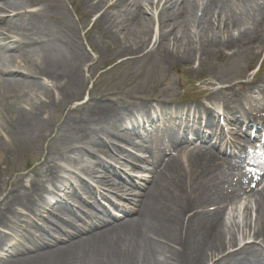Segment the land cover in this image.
<instances>
[{
  "label": "bare ground",
  "instance_id": "bare-ground-1",
  "mask_svg": "<svg viewBox=\"0 0 264 264\" xmlns=\"http://www.w3.org/2000/svg\"><path fill=\"white\" fill-rule=\"evenodd\" d=\"M110 1L81 0L85 14L102 12L91 30L100 27L107 34L118 37V33L127 28L147 26L139 1ZM253 1L238 0V4L242 5L241 10L227 15L222 0H205L201 11L199 6L192 10V5H188L190 0H158V7L164 2L158 18L160 22L176 20L177 26L173 27L180 31L189 30L192 25L197 32H223L225 40L219 35L207 38L206 33L203 34L206 44L203 43V48L199 50L203 56L226 48L236 50L231 57L254 53L255 50L264 53V0L254 2V6L250 4ZM0 2L6 8H11L16 2H20L22 9L40 6L39 12L27 16V27H23L15 17L5 18L8 30L21 32V41L0 45L4 52L12 50L19 54L5 56L0 51V74L6 76L0 81V197L5 195L0 200V250L21 237L33 245L25 247L27 252L35 253L38 240L34 231H44V226L52 224L62 215L76 216L77 209L84 207L77 201L81 194L95 197L98 201L96 191L93 192L94 185L104 193L108 190L131 192L126 191L120 180L125 179L121 170L125 164L121 161L126 162L132 154H119L116 161L119 168L107 161H115L116 142H126L122 132L129 128L128 122L152 107L145 102L136 106L100 103L89 93L90 101L69 110L58 125L55 137H51L54 129L48 135L41 136L40 132L47 121L42 119V114L46 110L51 113L55 108L60 113L79 95L85 54L77 41L70 39V35L68 38L59 37L43 22L49 16L67 13L61 0ZM150 6L153 10V2ZM115 8H119V22V19H108L109 11ZM213 18L217 23H223L218 25L217 30L212 27ZM176 39L175 36V54L168 42L161 40L157 41V48L152 52L167 61L190 65L196 58V50L189 45L183 47V44L180 45L182 40ZM142 40L145 42V39ZM0 41L7 42L8 38L3 37ZM119 43L122 45L121 58L141 54L145 45L143 42L129 43L123 40ZM32 52L38 55V60H23L22 56ZM202 55L197 59L201 65L204 64ZM17 60L22 61V67H16ZM263 68L259 72L260 81L241 85L243 89L246 87L244 93L224 86L210 90L206 96L207 103L212 107H221L237 118L245 113L238 109L240 103L256 92L261 97L258 107L264 110ZM221 76V84L233 85L228 82V76ZM38 78L47 79L52 86L38 82ZM54 92L59 100L54 97ZM16 103H24L25 107L13 114L9 105ZM165 106L161 104L159 108ZM191 109L202 114L212 111L207 104H198ZM244 119L252 123L255 115H247ZM42 138L44 146L38 157H43V163L28 172L35 177L30 179L27 175L17 174L13 179V176L4 179L2 172L8 170L11 158L41 145ZM239 141L235 140V143L242 145V141ZM84 156L93 157L95 163L92 167L78 169L77 165ZM153 169V178L147 179L143 186L136 187L140 192L127 199L129 205L121 209L122 218L115 219L114 224L107 226L100 235L84 240L90 243L78 247V243L73 245L68 242L70 245L66 252L60 255H52L56 253L53 250L47 254L40 252L36 258L33 256L34 259L25 252L18 253L16 248L13 250L15 256L21 257L22 261L4 259L5 264H264V190H250L243 174H235L228 163H221L211 154L203 152L165 156ZM97 170L105 172L106 177H96ZM241 193H244L249 204L253 203L255 220L246 223L244 231L237 236V232L227 228L223 214L228 203L235 201ZM60 196L62 199L55 201ZM100 197H104V194L101 193ZM246 210L247 214L250 213L249 206ZM131 215L136 217L131 219ZM0 260L3 264L2 258Z\"/></svg>",
  "mask_w": 264,
  "mask_h": 264
},
{
  "label": "rangeland",
  "instance_id": "rangeland-1",
  "mask_svg": "<svg viewBox=\"0 0 264 264\" xmlns=\"http://www.w3.org/2000/svg\"><path fill=\"white\" fill-rule=\"evenodd\" d=\"M61 1L64 11H67V13H61L56 17L49 16L44 18L43 22L54 34H57V36L68 38V35H70V39L77 41L84 51L86 61L81 68V78L78 90L79 95L75 101L73 100L65 105L60 113L59 110H56L57 108H55L51 113H48V110H46L45 113L42 114V119L47 121L40 132L41 136L48 135L54 129L51 137H55V131L58 125H60L62 119L66 117L69 110L85 105L86 102L90 101L89 93H92L93 98H95L96 101L105 104L120 103L124 106H136L141 102H145L153 108L158 107L161 104L171 105L172 107L180 109L190 106L196 107L198 104H207L210 107L206 100L207 93H209L210 90L225 86L232 87L237 93H244L246 91V85L243 89L241 86L243 83L252 81V84H255L261 79V75H256L254 78V74L264 65L263 52L255 50L254 53H241L238 56L231 57L236 50L226 48L220 52L203 56L201 51H199L200 48H203L204 46L203 34L206 33L205 35H207V38H210V36L213 35H219L221 36V39H223V32L222 34H219L220 32H197L196 28L192 25L189 30L186 29V31H180V29L178 30L173 27V25L177 26L175 23L176 20L170 19L160 22L158 17L160 16L159 13L162 11L164 2L158 7V0H137L143 7V16L146 19L147 26L127 28L126 31H120L118 37H116L112 34H107V32H104L100 27L91 30V27L100 18L102 12L87 15L84 13L85 8L81 0ZM114 1L117 0H112L110 3H113ZM223 1L225 2L223 6L224 12H226L225 14L229 15L230 13L233 14L237 9L241 10L242 5L238 4V0H222V2ZM151 2H153V10L150 6ZM254 2L258 3L260 1L255 0L250 4L254 6ZM204 3L205 0H190L188 5L189 7L192 5V10H196L198 6L202 7ZM20 5V2H16L11 8H6L0 2V18L14 16L17 20L21 21L23 27H27L26 25L29 20L27 16L39 12L40 6L22 9V6ZM219 8H221V6H219ZM117 9L119 8L109 11L108 19H119ZM213 15H215V12ZM117 21L119 22L120 19ZM211 21L212 24H214L212 27L215 30H217L216 28L218 25L223 24L217 23L214 21V18ZM7 28L8 27L5 24H0V32H2V36L8 38V41L5 43L20 42L21 32L14 29L8 30ZM221 29H223V26H221ZM9 31L13 33H10ZM234 33L235 35L237 34L235 31L233 34ZM175 36L177 37V41L182 40L180 45L183 44V47L189 45L196 50L195 52L193 51L196 58L190 63V65L175 60L167 61L152 52L157 48L159 43H157V41L161 40L163 43L168 42L170 49L173 50L175 54L177 50V46H173L176 44V41H173ZM142 39H145V42ZM225 39L226 37L224 40ZM122 40L129 43L143 42L145 45L142 48V53L135 56L121 58L119 55L122 45L119 41L121 42ZM204 44H206V42ZM0 51L4 52L2 49H0ZM4 54L5 56H19L17 52L12 50L4 52ZM200 55L204 57L203 65L199 64L197 60ZM22 58L23 60H38V55L32 52L25 57L22 56ZM16 65V67H22L23 63L22 61L20 62L17 60ZM221 74H223L224 77L228 76V82L233 85L229 86L228 84L227 86L221 84L223 79ZM3 78H6V76L0 74V81ZM233 80L234 82H232ZM38 82L48 85V87L52 86L45 78H38ZM210 83H213L214 85L211 86L209 85ZM54 97L57 100L60 99L56 92H54ZM9 106L12 109L13 114H15L21 107H25V104L21 103L19 105V103H16ZM9 112L10 109H8V114ZM5 113H7V111H5ZM122 134H125V132H122ZM43 141L44 138H42L41 145L34 147L30 151L14 155L13 158H11L8 170L2 172V177L8 179L10 176H13V179L17 174L27 175L30 179L31 177H35L33 173L28 174V172L32 167L43 163V157H38L42 153L41 151L44 146ZM104 160L107 161L106 158H104ZM94 163L95 160L93 157L84 156L77 165V168L83 169L89 166L92 167ZM27 166L30 168L26 169ZM95 176L101 178L106 175L101 170H97ZM78 192L81 193L79 190ZM4 197L5 195L0 197V200ZM59 199H62L61 196L60 198L57 197L55 201ZM65 199L66 198L64 197V200ZM242 199L243 198H240L227 205L223 214V219L226 222L227 228L231 231L233 230L234 232H237V236H240L244 231L246 223H253L255 220V208L253 203L249 204V201L242 202ZM77 201L80 202L81 200L78 198ZM247 206H249L250 210V213L248 214L246 213ZM26 236H28V234H26ZM21 239L23 238L20 237L14 239L10 246L8 245V247L0 250V258L2 257L3 264H5L4 259L16 262L22 261L21 259L18 261L17 258L11 256L14 254L13 250L16 248L19 252H25V240ZM87 243H90V241L77 246L79 247ZM65 250L68 251L69 249L65 247L54 249L53 251L56 253L52 255H60L66 252ZM81 251L82 250H78V252ZM26 253L28 256L32 257L31 259H34V257L36 258L38 255L37 251L35 253ZM75 257L77 258L78 256ZM78 261L81 262L82 260Z\"/></svg>",
  "mask_w": 264,
  "mask_h": 264
}]
</instances>
